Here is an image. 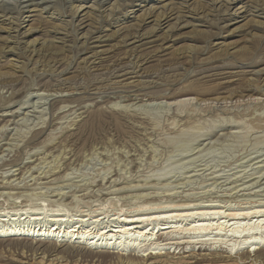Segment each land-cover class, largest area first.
Here are the masks:
<instances>
[{"label": "rangeland", "instance_id": "obj_1", "mask_svg": "<svg viewBox=\"0 0 264 264\" xmlns=\"http://www.w3.org/2000/svg\"><path fill=\"white\" fill-rule=\"evenodd\" d=\"M228 1L0 0V186L30 187L0 193L28 194L27 205L64 193V203L109 199L124 209L148 199L264 203V0H252L262 17L246 20L231 15L243 4ZM163 3L172 28L151 31L142 13ZM180 4L188 9L179 15ZM19 16V28L8 23ZM176 16H186L181 26ZM133 33L155 41L130 49L141 44H124ZM94 51L104 52L95 60ZM57 164L59 173H46ZM2 205L13 204L1 197ZM5 239L0 264H121L104 252ZM190 246L170 253L199 247ZM233 254L180 264H264Z\"/></svg>", "mask_w": 264, "mask_h": 264}, {"label": "bare ground", "instance_id": "obj_2", "mask_svg": "<svg viewBox=\"0 0 264 264\" xmlns=\"http://www.w3.org/2000/svg\"><path fill=\"white\" fill-rule=\"evenodd\" d=\"M158 1L162 2L165 0ZM183 1L186 2L189 0ZM210 1L213 5L220 3L217 2L218 0ZM233 1L235 0H230L225 4H232L234 3ZM239 1L240 4L243 5L238 7L237 12L232 13V16L242 18V20L248 19L245 15H255L254 17L257 18L262 17L263 13H260L262 9L257 3H252V0H248L247 2H244V0ZM103 2L105 3L106 1ZM249 3H252L254 7L249 6ZM179 6V15L184 12V9H188V6L182 4ZM168 8L169 4L163 3L160 7L151 6L144 10L142 13V16H144L143 25L148 20H151L148 22L152 25L151 31H162V27L167 24L166 27H169L168 30L171 29L172 26H169V21L175 13H172L173 9H171V7L170 9ZM229 8L230 7H227L225 9L229 10ZM80 9L81 8L77 7L74 11L78 12ZM154 10L161 11L155 15L156 13ZM30 11L33 10H29L28 12ZM241 14L243 15L240 16ZM27 17L30 16H26V18ZM184 17L186 16H176L174 19L176 22L180 23L181 26V22L183 21L181 19ZM232 20L236 19L233 18ZM20 21L21 19L19 16L16 23H8L16 25L19 28ZM176 22L174 25H176ZM234 23L239 22L235 21ZM243 25L237 26L229 32V35L233 32L240 31ZM32 32H34V30L31 28L27 30V33ZM27 33L22 35L26 36ZM89 33L91 32H86L85 35L87 36L83 45H88V40L93 39ZM148 37H150V35L146 37L143 34L133 33L128 35L127 39L124 40V44L127 40H133V42L130 41L131 45L141 43ZM109 40H111L110 36H107L105 39L98 37L96 41L98 44H101ZM154 41L155 40L141 43L130 49H137L138 47L149 45ZM100 47L102 46L94 45L86 49H97ZM9 51H11V49H9ZM103 52L104 51H94L91 57L96 60ZM13 66L17 69L16 65ZM131 73L126 72L121 75V77ZM247 91L252 92V94L253 92H257V94L260 92L253 89ZM189 100L190 99H184L179 101V103H184ZM19 166L14 165L12 168H19ZM34 167L36 168V166L27 167L25 170L27 172L25 173L32 171ZM61 168L62 165L59 166L58 164L50 166L46 173L55 175L59 173L57 171H60ZM71 168H73L72 165L70 167H65L63 170L70 172ZM40 169L41 168H37V171ZM19 170L20 169L15 170V172ZM55 171L56 173H54ZM41 173L43 174V172ZM20 174L21 172L16 175L19 176ZM31 176L32 174L30 177ZM63 176H61V178H63ZM29 188L30 187L25 184L22 187H18L16 185H11V183H5L4 186H0V189L6 190L26 189L28 191ZM27 196L28 194H23L20 191L19 193L12 192V194L6 192L0 193V198L8 197L13 204L10 208H3V205L0 207V240L7 237L13 238L12 240H31L35 242L37 240L38 242L36 243L31 242V245L34 244V246H37L39 249L48 247L52 250L56 249V247H65L70 249L79 248L89 252H104L114 255L121 264H180L183 259H197L198 256H200L201 260L205 261L214 262L227 259V261L230 262L233 260L231 256L233 252H235L233 255L238 257L239 261L249 260L256 263L257 261L260 263L264 261V203L247 207L238 205L234 208V206L228 205V202H220L221 204H218L217 202L219 201H208L210 203L202 205V203L192 200L155 202L154 200L151 201L148 199L124 209V206L121 205L116 208L113 200L110 201L109 199H102L101 202L96 200L94 201L95 203L98 202L96 205H94L95 203L92 205L93 202L81 203V200L80 202L74 201L75 203H64V201L66 202V199L63 200L65 197L64 193H59L54 196L42 194L37 200L39 203L27 205ZM58 196L59 199L57 201H50L47 199L52 197L55 199V197L57 198ZM41 197L46 199H42ZM68 198L70 197L68 196L67 200ZM73 200L75 199H72V201ZM58 201H61V203ZM76 201L78 200L76 199ZM22 237H25V239ZM188 245L199 246L198 248L195 247L198 249L197 251L195 250V252L198 253H194L195 248H193L191 253L188 252V254L184 255L185 252H182L181 255L183 257L176 258L175 256L179 255V253L177 254L176 252L175 254L174 251L176 249L178 250L181 246L186 247ZM173 247L174 251L172 250V253H170ZM201 249L202 251H200ZM218 250H224L226 256L218 254ZM251 254L253 255L251 256ZM251 257H254V260H251Z\"/></svg>", "mask_w": 264, "mask_h": 264}]
</instances>
